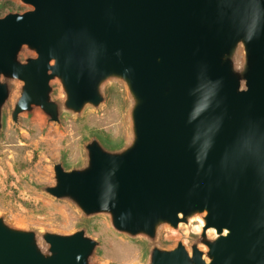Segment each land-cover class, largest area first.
I'll list each match as a JSON object with an SVG mask.
<instances>
[{
    "label": "water",
    "instance_id": "obj_1",
    "mask_svg": "<svg viewBox=\"0 0 264 264\" xmlns=\"http://www.w3.org/2000/svg\"><path fill=\"white\" fill-rule=\"evenodd\" d=\"M18 1L0 15V134L7 105L15 125L34 110L59 124L110 82L128 98L124 141L90 135L36 187L145 239L143 264H264V0ZM194 220L187 245L161 242ZM99 244L0 213V264H108Z\"/></svg>",
    "mask_w": 264,
    "mask_h": 264
},
{
    "label": "rangeland",
    "instance_id": "obj_2",
    "mask_svg": "<svg viewBox=\"0 0 264 264\" xmlns=\"http://www.w3.org/2000/svg\"><path fill=\"white\" fill-rule=\"evenodd\" d=\"M30 5L18 0H0V15L8 10H25ZM106 99L99 108H87L81 116L64 114L59 124L47 122L39 110L21 113L19 124L11 122L6 107L0 134V213L12 223L38 230L72 231L83 225L100 241L93 259L108 264H143L147 241L115 232L104 215L84 218L68 201L55 199L36 186L52 180V163L62 159L70 167L81 163L82 143L90 135L113 144L125 140L128 130V98L115 82L105 87ZM55 96H59L55 87ZM11 102V101H10ZM199 220L178 230L164 227L161 242L171 246L177 239L186 245ZM199 223V222H198ZM209 234L213 231L207 230Z\"/></svg>",
    "mask_w": 264,
    "mask_h": 264
},
{
    "label": "bare ground",
    "instance_id": "obj_3",
    "mask_svg": "<svg viewBox=\"0 0 264 264\" xmlns=\"http://www.w3.org/2000/svg\"><path fill=\"white\" fill-rule=\"evenodd\" d=\"M199 222V223H198ZM196 224H194L193 226H194V228L196 229V230H200V228H201V226H202V221L201 220H199ZM209 231H213V229L212 228H209L208 229Z\"/></svg>",
    "mask_w": 264,
    "mask_h": 264
}]
</instances>
